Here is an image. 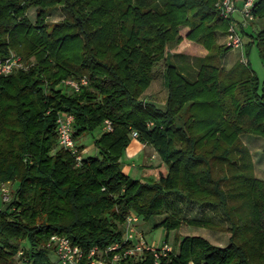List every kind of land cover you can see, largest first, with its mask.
<instances>
[{
  "label": "trees",
  "instance_id": "1",
  "mask_svg": "<svg viewBox=\"0 0 264 264\" xmlns=\"http://www.w3.org/2000/svg\"><path fill=\"white\" fill-rule=\"evenodd\" d=\"M217 1L41 0L43 5L64 4L73 23L52 34L41 25L36 35L27 34L26 23L18 19L31 0L25 4L0 0V58L11 51L21 55L20 38L29 35L42 48L31 70L0 77V181L16 184L13 202L0 211V264H15L22 246L32 264H53L45 246L54 234L67 236L85 252L118 242L119 226L130 211L151 220L164 215L168 196L195 203L191 189L204 186L206 179L215 184L217 206L229 215L227 195L219 185L226 176L213 180L210 170L200 168L207 164L200 148L203 141L215 140L214 149L222 152L213 156L226 164L229 150L222 145L245 132L264 137V93L259 92L249 63L223 73L213 64L217 54L210 53L194 82L168 64L164 109L137 98L150 84L156 60L167 58L172 44L182 41L180 27L190 29L187 39L209 51L216 48L215 30L227 33L229 27V21L219 16ZM253 14L264 19V0L256 2ZM253 41L264 59V30ZM76 42L80 52L71 49ZM84 76L89 83L78 92L63 87L70 92L66 94L55 88L64 79ZM61 111L73 116L76 141L105 120L112 123L113 131L96 140L97 156L83 157L77 165L75 155L57 148L56 119ZM133 131L168 165L169 172H159L153 183L123 171L121 157ZM83 150L78 146V154ZM256 190L264 195V185ZM263 195L255 196L253 218L240 225L264 250V203L256 201ZM13 205L18 211H12ZM114 220L120 221L118 228ZM180 224L172 213L154 228L169 232ZM235 227L237 237L242 235ZM239 241L243 244L232 236L221 248L185 237L178 254L162 264H255L249 255L252 246ZM122 264H152V255L148 252L144 261L128 259Z\"/></svg>",
  "mask_w": 264,
  "mask_h": 264
},
{
  "label": "rangeland",
  "instance_id": "2",
  "mask_svg": "<svg viewBox=\"0 0 264 264\" xmlns=\"http://www.w3.org/2000/svg\"><path fill=\"white\" fill-rule=\"evenodd\" d=\"M17 1L25 4L29 0ZM236 1L237 5L239 4L238 7H240L242 0ZM27 6L23 16L18 18L21 22L26 23V27L23 30H27V34L38 35L36 30L41 25L45 26L46 31L52 34L55 29L63 28L62 26L64 24L73 23L68 8L62 3L43 5L41 4V0H31L30 3H27ZM234 20L240 23L237 29L241 37L242 46L238 49L229 45L228 33L222 31V29L215 30L214 44L216 48L209 51L205 46L187 39L186 36L190 31L189 28L180 27L179 36L182 37V41L179 44H172L169 51L170 55L167 58L156 60L151 68L152 80L137 98L142 102H151L158 108L164 109L168 98V88L165 82V72L168 64L174 65L179 73L183 74L190 82H194L205 61V57L210 53L217 54L213 64L219 70H222L223 73L229 72L237 64L243 65L249 63V66L258 77L259 92L264 93V59L257 42L253 41L256 38V33L264 30V19L260 20L254 17V20L249 22V25H246L243 30L240 27L242 22L241 16L236 14ZM76 31V29H71L70 32ZM33 38L31 35L20 38L22 48L19 53L22 56L15 51H11V53H16L21 56L26 67H28L26 71L31 70L37 64L39 59L37 52L42 50L40 46L34 44ZM77 45L78 42L71 49L80 52ZM220 47L223 48V53L220 52L221 49L218 50ZM61 83L57 84L55 88L61 89L63 93L69 94L70 92H66V89L63 88ZM103 133L104 130L101 125L78 139L77 145L84 147L82 152L83 157H94L98 155L96 140ZM214 142L216 141L209 139L203 141L204 147L200 148V151L207 161V164L200 168L203 167V170H210V176L213 180L226 176V180L220 182L219 185L226 192L227 202L230 208L229 215L227 213L225 215L223 209L219 205L217 206L218 197L213 192L215 184L209 182V179H206L207 181L204 179V186L199 189L193 187L191 189L193 191V199L196 200L195 203L182 202L183 199L168 196L164 215L155 216L151 220H144L139 215L141 220L140 228L144 234V238L148 245L153 248H160L167 242L172 248L171 253L167 257L170 260L172 256L178 254L180 242L185 237L201 238L212 246L223 248L229 245L231 237L233 236L238 243L243 244L239 240L243 242L247 240L248 245L252 246L249 255L253 263L264 264L263 245L261 243H258L259 246L254 245L252 236L245 232L247 230L244 229L243 225H240L244 224L245 220L248 221V218H253L254 212L252 209L256 206L254 202L255 196L263 195L257 193L256 188L259 184L264 185V137L251 132H245L240 133L236 140L234 139L222 145L223 149L229 150L228 154L230 155L229 161L231 164H228L229 161H225L226 164H224V162L216 160L213 155L222 152V149H214ZM57 148L60 149L61 147L58 145ZM121 163L124 173L134 179H140L142 182L153 183L157 180L159 172L164 174L169 172L168 165L162 161L161 156L152 145L142 143L133 137H130V144L121 157ZM238 174L247 177L248 180L256 182L247 183L243 178L237 179L236 176ZM7 183L11 187L10 198H15L16 184L13 181H8ZM252 183H254L255 187H251ZM258 199H256L257 202L263 201L264 203V195L263 199ZM197 202L206 205H200ZM208 204H216V207ZM4 206L0 200V209H3ZM13 208L12 211H18L15 205H13ZM129 213L137 215L135 211H130ZM172 213H175L181 219V224L178 229L167 232L163 227L154 228L156 224ZM113 222L117 223V228L121 224L117 220ZM236 225L243 227H235ZM234 227L237 228L238 232L241 231L242 235L238 234L237 237ZM240 228H243L244 231ZM22 244L25 247L28 246L26 242ZM49 258L53 264H59L55 255L50 253ZM14 261L15 264H24V258L18 257L17 254L14 256ZM189 264L193 263L191 262Z\"/></svg>",
  "mask_w": 264,
  "mask_h": 264
},
{
  "label": "built area",
  "instance_id": "3",
  "mask_svg": "<svg viewBox=\"0 0 264 264\" xmlns=\"http://www.w3.org/2000/svg\"><path fill=\"white\" fill-rule=\"evenodd\" d=\"M258 0H242L240 7L236 0H219L215 6L219 16L229 21L228 39L229 45L233 48L242 46L241 37L237 27L236 14L242 18L241 29L243 30L249 22L254 20L253 8ZM24 60L16 53H10L5 58H0V77L9 76L19 71H26ZM88 79L84 76L78 79L69 78L64 80L61 85L71 91L78 92L81 88L87 86ZM73 116L66 112H59L56 119V133L58 145L76 156L77 165L80 164L83 156L78 154L77 141L73 138ZM102 128L104 132H112L113 125L109 120H105ZM131 137L137 139V132L133 131ZM7 182L0 181V200L5 205L0 211H4L7 206L13 202L11 197V187ZM12 199V200H11ZM141 224L140 217L129 213L124 222L119 226L121 231V240L113 242L105 247H92L85 252L82 247L73 244L72 240L65 235L54 234L46 243V248L51 254L57 257L59 264H122L130 259L133 261L146 260L147 253L152 255V264H162L163 259L167 258L172 251L171 246L165 242L160 248L150 247L144 238L143 232L139 229ZM26 249L20 247L17 255L24 258V264H32L25 256Z\"/></svg>",
  "mask_w": 264,
  "mask_h": 264
},
{
  "label": "crops",
  "instance_id": "4",
  "mask_svg": "<svg viewBox=\"0 0 264 264\" xmlns=\"http://www.w3.org/2000/svg\"><path fill=\"white\" fill-rule=\"evenodd\" d=\"M139 229L141 230L140 226H139ZM142 231V230H141Z\"/></svg>",
  "mask_w": 264,
  "mask_h": 264
}]
</instances>
